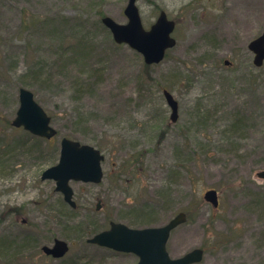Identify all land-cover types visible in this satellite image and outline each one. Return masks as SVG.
I'll list each match as a JSON object with an SVG mask.
<instances>
[{
  "label": "rangeland",
  "instance_id": "374dc122",
  "mask_svg": "<svg viewBox=\"0 0 264 264\" xmlns=\"http://www.w3.org/2000/svg\"><path fill=\"white\" fill-rule=\"evenodd\" d=\"M127 3L0 0V264H136L87 240L110 222L143 228L146 213L147 226H162L182 211L171 258L200 248L197 264H264V64L248 49L264 30V0H136L145 29L161 11L175 23V46L153 65L101 23L126 24ZM20 88L56 137L11 126ZM62 138L104 156L101 183L70 182L73 209L41 179ZM209 189L217 209L203 199ZM55 239L69 244L61 259L41 252Z\"/></svg>",
  "mask_w": 264,
  "mask_h": 264
},
{
  "label": "water",
  "instance_id": "95a60500",
  "mask_svg": "<svg viewBox=\"0 0 264 264\" xmlns=\"http://www.w3.org/2000/svg\"><path fill=\"white\" fill-rule=\"evenodd\" d=\"M124 14L128 19L126 24H119L108 16L103 17L101 22L111 32L115 43L128 45L142 56L147 65L159 64L164 59L166 51L176 44L172 37L175 23L161 11L154 24L146 30L142 26L136 0H128ZM248 49L253 54V65L256 68L261 67L264 63V30L249 42ZM225 64L228 62L225 61ZM163 94L171 109L170 120L175 122L177 102L166 90ZM18 102L15 118L11 122L12 127L23 128L32 136L47 140L57 134L50 124V117L34 100L29 90L24 88L19 90ZM59 145L58 163L47 168L41 179L55 181V191L63 195L64 201L70 207L75 208L76 203L72 200L73 191L69 183L76 181L99 184L103 179L101 163L104 156L94 147L68 138H62ZM257 175L264 178V172ZM203 199L215 209L219 205L216 190L205 191ZM99 209L98 202L96 210ZM186 219V214L179 212L162 226L139 229L110 222L107 230L97 233L87 242L116 252L133 254L138 258L136 264H197L203 258L202 249L195 248L179 258H171L166 248L171 232L184 224ZM41 251L46 256L60 259L68 253L69 245L63 240L55 239L52 246H42Z\"/></svg>",
  "mask_w": 264,
  "mask_h": 264
},
{
  "label": "trees",
  "instance_id": "16d2710c",
  "mask_svg": "<svg viewBox=\"0 0 264 264\" xmlns=\"http://www.w3.org/2000/svg\"><path fill=\"white\" fill-rule=\"evenodd\" d=\"M236 126V125H235ZM150 213H153L152 211H149ZM188 216H187V221H188V219H189V214H188V212H185ZM143 215V219L142 220H140L142 223H144V224H142V225H145V226H147L146 224H148V222H146V221H148V220H146L148 217H150L148 214H146V213H143L142 214ZM141 215V216H142ZM186 221V222H187Z\"/></svg>",
  "mask_w": 264,
  "mask_h": 264
},
{
  "label": "flooded vegetation",
  "instance_id": "af4514ba",
  "mask_svg": "<svg viewBox=\"0 0 264 264\" xmlns=\"http://www.w3.org/2000/svg\"><path fill=\"white\" fill-rule=\"evenodd\" d=\"M225 64V63H224ZM225 65H229V63L228 64H225ZM72 191H73V189H72ZM73 198V197H72Z\"/></svg>",
  "mask_w": 264,
  "mask_h": 264
}]
</instances>
